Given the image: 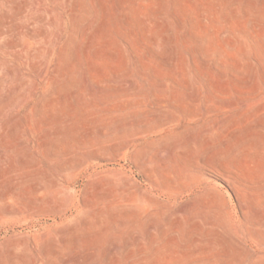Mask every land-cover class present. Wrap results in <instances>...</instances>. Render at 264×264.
I'll return each instance as SVG.
<instances>
[{
  "label": "rangeland",
  "instance_id": "1",
  "mask_svg": "<svg viewBox=\"0 0 264 264\" xmlns=\"http://www.w3.org/2000/svg\"><path fill=\"white\" fill-rule=\"evenodd\" d=\"M0 264H264V0H0Z\"/></svg>",
  "mask_w": 264,
  "mask_h": 264
}]
</instances>
